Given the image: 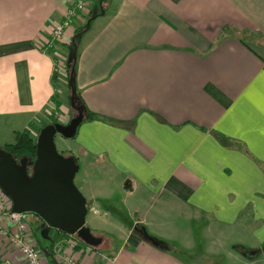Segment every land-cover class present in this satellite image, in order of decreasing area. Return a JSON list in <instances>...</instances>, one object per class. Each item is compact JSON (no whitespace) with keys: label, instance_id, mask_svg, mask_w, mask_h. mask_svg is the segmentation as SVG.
Here are the masks:
<instances>
[{"label":"crops","instance_id":"0c3cea01","mask_svg":"<svg viewBox=\"0 0 264 264\" xmlns=\"http://www.w3.org/2000/svg\"><path fill=\"white\" fill-rule=\"evenodd\" d=\"M74 2L0 0L5 144L38 138L56 109L60 124L75 116L56 65L67 67V44L98 13L78 39L75 75L98 118L62 153L85 166L86 224L107 236L97 247L58 237L56 264H264V0H105L104 14L88 0L69 40L42 49ZM7 229L0 263L22 264L17 227Z\"/></svg>","mask_w":264,"mask_h":264},{"label":"water","instance_id":"95a60500","mask_svg":"<svg viewBox=\"0 0 264 264\" xmlns=\"http://www.w3.org/2000/svg\"><path fill=\"white\" fill-rule=\"evenodd\" d=\"M85 118L80 110L66 125L45 126L37 138L36 159L31 165L29 158L18 161L0 146V189L10 197L14 213L35 214L42 220L40 236L50 243L54 242L52 230L75 236L90 247L102 242L86 224L90 206L75 184L80 166L74 156L60 153L55 143L57 134L75 138ZM242 255L248 257L246 252Z\"/></svg>","mask_w":264,"mask_h":264},{"label":"built area","instance_id":"2783aa9c","mask_svg":"<svg viewBox=\"0 0 264 264\" xmlns=\"http://www.w3.org/2000/svg\"><path fill=\"white\" fill-rule=\"evenodd\" d=\"M89 7L88 0H75L74 7L68 9L67 19L55 23L49 30L47 41L42 45V49L46 50L54 47L57 43L67 42L68 31L71 29V18L76 16V12L85 13ZM66 67L57 62L56 72L68 74ZM61 111L55 112L54 117L61 119L64 114ZM13 223L16 225L18 235L9 236L10 241L19 250L22 255V264H44V252L38 247L36 239H32L30 229V218L28 214H18L12 211V201L4 191L0 189V236H8L7 224ZM9 264V263H0ZM68 264H77L68 261Z\"/></svg>","mask_w":264,"mask_h":264},{"label":"trees","instance_id":"16d2710c","mask_svg":"<svg viewBox=\"0 0 264 264\" xmlns=\"http://www.w3.org/2000/svg\"><path fill=\"white\" fill-rule=\"evenodd\" d=\"M101 0H98V2L100 3ZM105 2V0H104ZM93 16H98V13H91L90 16H88L87 18V22L86 24L78 29L72 39L71 43H68L67 45L70 46L69 48V52H70V58L68 61V65L66 67L67 69V73H68V79H69V87L71 90V95L73 96L71 103H73L74 109L75 111L78 113V111H83L85 113V120H94L98 118V115L89 111L83 100L81 97L80 92L77 90L76 87V83H75V75H76V70H77V60H78V49L76 48L77 42L79 37L85 33L88 30L87 27V23L88 21L93 17ZM55 112H59V109H56L54 111ZM53 123H59L58 118L54 117V120L52 121L51 124ZM3 148V147H2ZM5 151L9 152L16 160H20L24 157L29 158L30 160V165L35 161L36 159V151H37V138L33 137L30 131H24L21 132L17 135V140L15 143L13 144H7L6 148H3ZM65 155H67L68 153H63ZM78 162V161H77ZM30 216L31 219H33L34 221H36L38 224H43L42 220L35 214H28ZM30 229L31 232L33 231V224L32 221L30 220ZM92 233L96 236H107L105 233L102 232H95L93 230H91ZM33 237L37 238V241L40 245L41 243V238L39 237L38 234L32 232ZM67 234L63 233V232H59L56 230H52L50 232V237L51 239L54 241L53 243H51L48 247L46 248H42L41 249L43 251H45L44 254H46L47 256H50V264H56L55 259L53 257V247L55 244V240L60 237V236H66ZM75 237V236H74ZM150 241L160 247V248H168V244L164 241L155 239V238H149Z\"/></svg>","mask_w":264,"mask_h":264},{"label":"rangeland","instance_id":"374dc122","mask_svg":"<svg viewBox=\"0 0 264 264\" xmlns=\"http://www.w3.org/2000/svg\"><path fill=\"white\" fill-rule=\"evenodd\" d=\"M88 8H89V7H88ZM105 8H106V7H104L103 9L105 10ZM80 38H81V37H80ZM80 38H79V40H80ZM64 66L66 67V64H64ZM67 78H68V76H66V80H63L62 83L67 82L68 85H69V82H68L69 79L67 80ZM64 88H65V90H66V89H67V86L65 85ZM72 98H73V96H72ZM72 98L70 97V99H72ZM68 104L71 105V102L69 101ZM76 114H77V112H76ZM76 114H75V115H76ZM6 137H7L8 139H6ZM13 138H14V137L12 136V134H7V133H4L3 131H0V146L3 147V148H6L7 144H5V141H7V140H13ZM72 141H73L72 139H66V138L60 136L59 134H57L56 137H55V143H56L57 150H58L60 153H62L63 148H66V147H65L66 145H70V144L72 143ZM84 170H85V166L81 165V170H80L79 174L77 175V177H76V179H75V184H76L77 188L80 190V192H81L82 194H83V190L81 191L80 187H81L82 182H83V180H84V175H83ZM115 188H116L115 186L112 187V189L116 190ZM83 195H84V194H83ZM116 196H117V198L120 200V193L116 192ZM89 210H90V209H89ZM88 213H89V212H88ZM87 216H88V215H87ZM92 217H93L92 214H89L88 219L90 220ZM32 224H34L33 227L37 230V232H38L37 234H38L39 237L41 238V236H40V232H41V225H42V223H41V224H38L36 221L33 220V221H32ZM41 243H43V244L46 245L47 241H45L44 239L41 238ZM44 258H45V257H44ZM255 261H257V260H255Z\"/></svg>","mask_w":264,"mask_h":264}]
</instances>
